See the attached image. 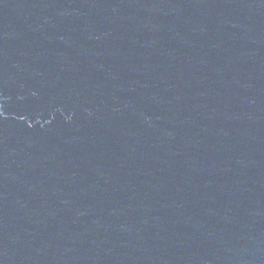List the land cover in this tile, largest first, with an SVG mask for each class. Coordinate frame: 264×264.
<instances>
[{
    "label": "water",
    "instance_id": "1",
    "mask_svg": "<svg viewBox=\"0 0 264 264\" xmlns=\"http://www.w3.org/2000/svg\"><path fill=\"white\" fill-rule=\"evenodd\" d=\"M0 264H264V0H0Z\"/></svg>",
    "mask_w": 264,
    "mask_h": 264
}]
</instances>
